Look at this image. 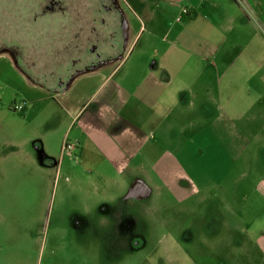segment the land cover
<instances>
[{
  "label": "rangeland",
  "instance_id": "374dc122",
  "mask_svg": "<svg viewBox=\"0 0 264 264\" xmlns=\"http://www.w3.org/2000/svg\"><path fill=\"white\" fill-rule=\"evenodd\" d=\"M60 1L63 8L42 14L49 0H0L1 21H15L11 33L21 43L17 48L21 50L23 65L33 76L45 78L54 86L56 80L65 78L72 60L83 55L82 49L93 42V27L104 30L100 18L94 20V0ZM127 33L125 30L126 39ZM147 33L142 34L141 41ZM0 45L4 49L0 54V123L4 128L0 135L14 133L23 147L22 157L31 153L37 159L30 155L31 162L35 160L30 165L15 160V168L22 166V170L7 175L14 178L16 186L0 190V201L6 203L12 199L19 206L17 211L10 210L15 211L14 226L11 220H6L2 228L3 264H254L255 259L258 261L254 237L264 229V102L252 112L257 116L253 126L239 122L246 139L241 143L245 151L230 152L219 166V160L214 159V182L201 190L188 170L185 150L191 143L186 142L191 134L205 128L206 121L216 116L217 111L214 105L205 115L194 107L188 90L190 80L184 81L182 104L176 110L177 118L172 116L167 120L174 128L167 134L163 148L152 149L154 137L150 134L151 149L135 160L133 174L128 171L127 175H117L107 170L110 174H101L99 189L86 192L82 180L89 173L73 175L74 163L58 171L57 160L54 169L48 167L46 146L39 144L49 138L53 142L58 136L63 138L71 123L59 108L60 102L54 95L57 92L33 83L2 42ZM240 51L259 56L261 63L256 64L254 74L264 73V42ZM215 74L213 85L215 91H220V72ZM261 88L264 98L263 81ZM23 98L29 105L20 113L13 105ZM94 101L85 113L107 103ZM50 129L56 132L52 134ZM77 132L75 128L67 138L76 145ZM69 158L65 156L66 165L71 162ZM99 177L93 174L95 183ZM132 186L148 192L139 194L140 197L126 196L127 188ZM31 200L38 201L36 220L32 210L29 215ZM92 200L93 212L90 204L86 205ZM99 212L97 222L82 220ZM70 214H77L82 222L66 223L62 217ZM82 231H95L96 247L93 252L74 256L64 239Z\"/></svg>",
  "mask_w": 264,
  "mask_h": 264
},
{
  "label": "crops",
  "instance_id": "0c3cea01",
  "mask_svg": "<svg viewBox=\"0 0 264 264\" xmlns=\"http://www.w3.org/2000/svg\"><path fill=\"white\" fill-rule=\"evenodd\" d=\"M117 1L124 15V30L128 32L121 51L106 64L75 75L68 86L48 89L57 92L54 95L60 102L59 108L67 114V120L71 119L63 138L58 136L55 142L49 138L39 143L46 146L48 167L54 169L57 160L61 171L74 163L73 175L89 173L82 180L86 192L99 189L101 174H110L107 170L117 175H127L128 171L133 174L135 160L151 149L150 134L154 137L152 149L163 148L167 134L174 128L167 120L176 117L186 88L184 81L190 80L188 90L193 106L205 115L215 107L217 111L216 116L206 121V127L191 134L190 141L186 142L191 143L185 150L188 170L197 188L205 189L214 182V159L219 160V166L230 152L245 151L241 143L246 139L239 122L246 121L244 125L253 126L257 116L252 112L264 102L261 98L264 73L254 74L261 58L255 53L244 55L240 51L264 42V0ZM184 7L191 16L179 21L177 18ZM127 10L133 18L127 15ZM145 31L147 36L141 41ZM219 72L221 87L215 91L213 78ZM97 99L107 103L86 114L87 106ZM22 101L27 102L28 108V100ZM105 107L107 110H103ZM75 128L78 134L73 156L66 154L63 146ZM3 129L0 123V133ZM51 130L52 134L56 132ZM22 153L23 147L14 133L0 135V190L16 186L14 178L7 175V172L22 170V166L15 168V160L21 159L23 162L17 163L30 165L32 154L22 157ZM65 156L70 157L68 165ZM94 173L100 176L98 183L92 178ZM6 203L0 201V264L4 261L2 228L6 220H11L14 226L15 211L10 210L17 211L19 207L12 199ZM89 204L93 212V200L86 205ZM37 205L36 200L28 202L29 215L33 212L35 220ZM99 216L100 212L82 220L94 223ZM79 218L77 214L62 217L68 224L81 223ZM95 236V231H82L64 240L75 256L93 252ZM254 247L258 253L254 264H264V229L254 237Z\"/></svg>",
  "mask_w": 264,
  "mask_h": 264
},
{
  "label": "flooded vegetation",
  "instance_id": "af4514ba",
  "mask_svg": "<svg viewBox=\"0 0 264 264\" xmlns=\"http://www.w3.org/2000/svg\"><path fill=\"white\" fill-rule=\"evenodd\" d=\"M45 10H55L63 8L60 0H49ZM95 10L93 11L95 21L100 18L101 26H104L103 32H100L94 26L96 36L90 47L83 56L73 59L68 67L65 78H60L57 86L62 88L72 80L75 75L93 70L109 62L118 52L121 51L122 43L126 37L123 29L124 15L120 12L117 0H94ZM143 188L138 189L141 194Z\"/></svg>",
  "mask_w": 264,
  "mask_h": 264
},
{
  "label": "trees",
  "instance_id": "16d2710c",
  "mask_svg": "<svg viewBox=\"0 0 264 264\" xmlns=\"http://www.w3.org/2000/svg\"><path fill=\"white\" fill-rule=\"evenodd\" d=\"M45 8L42 9V14H45L47 12H52L51 10L44 11ZM187 16H191V14L190 13L185 14L183 16V19L186 20V17ZM68 26H70V25H68ZM14 29H15V21H9V20H6V21H3L2 20L1 21V19H0V42L3 43L5 50L11 54V56H12L13 60L15 61V63L21 68V70L28 76V78L33 83L38 84V85L45 86L47 89H58L59 87L57 85L54 86V85L50 84L45 78L42 79L41 77H35V76H33V74L27 69V67L23 65V63L21 61V57H20L21 50H19V48H17L18 46L21 47V43L11 33ZM99 31L101 32V30H99ZM92 32L96 36V32H95L94 27H93V31ZM79 40H82V39H79ZM12 45H14L16 48H13ZM90 45H89V47H90ZM89 47H86L85 49H82V50H85L84 51V54H85L86 50ZM2 48L3 47L0 45V54L4 52V49H2ZM83 55H81V56H83ZM67 71H68V68L66 70V73H67ZM59 79L56 80L57 83H58Z\"/></svg>",
  "mask_w": 264,
  "mask_h": 264
},
{
  "label": "built area",
  "instance_id": "2783aa9c",
  "mask_svg": "<svg viewBox=\"0 0 264 264\" xmlns=\"http://www.w3.org/2000/svg\"><path fill=\"white\" fill-rule=\"evenodd\" d=\"M189 13V9L187 7H184L182 9V12L181 14L178 16V20L179 21H182L183 20V16L185 14H188ZM13 109L17 112H20V113H24L27 109V102L26 101H21V102H18V103H15L13 105ZM77 147V145L75 143H71L69 142L68 140L64 143V146H63V150L66 154H69V155H73V151L74 149Z\"/></svg>",
  "mask_w": 264,
  "mask_h": 264
},
{
  "label": "water",
  "instance_id": "95a60500",
  "mask_svg": "<svg viewBox=\"0 0 264 264\" xmlns=\"http://www.w3.org/2000/svg\"><path fill=\"white\" fill-rule=\"evenodd\" d=\"M72 80H70L66 86H68L70 83H71ZM140 187H138L139 189ZM138 189H135L133 186L130 188V191H129V196H133V197H140L139 196V193H138ZM148 191H146L145 189H143V192L141 194H146Z\"/></svg>",
  "mask_w": 264,
  "mask_h": 264
}]
</instances>
